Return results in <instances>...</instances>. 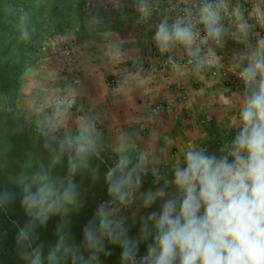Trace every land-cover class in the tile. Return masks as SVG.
I'll return each instance as SVG.
<instances>
[{
    "label": "clouds",
    "instance_id": "obj_1",
    "mask_svg": "<svg viewBox=\"0 0 264 264\" xmlns=\"http://www.w3.org/2000/svg\"><path fill=\"white\" fill-rule=\"evenodd\" d=\"M149 7V0H142V9ZM224 7L222 2L201 0L195 13L186 8L187 15L171 24L162 20L153 38L156 47L163 53L181 45L195 59L198 71L213 66L215 52L209 48L201 55L193 46L199 25L206 33L204 41L221 43ZM261 19L264 22V13ZM249 28L241 23L239 38L247 39ZM241 59L246 63L238 76L245 96L236 135L220 146L219 154L189 144L182 163L172 166V179L152 169L156 179L164 180V187L146 191L142 205L149 208L159 202V210L141 217L135 237L129 235L121 213L135 203L148 175L149 161L142 153L133 162L122 145L105 173L109 199L97 206L85 225L83 242H71L67 218L81 205L75 178L91 167L94 156H99L93 121L78 125L80 135L60 141L66 175H53L41 166L18 177L15 183L20 188L21 207L29 220L23 227L16 225V245L27 264H101V254L111 255L108 244L120 248L121 264H264V38L242 53ZM49 125L41 129L46 136L54 131L51 121ZM13 199L12 193L0 192V209ZM57 215L61 217L58 239L45 255L43 244L36 243L37 226H45Z\"/></svg>",
    "mask_w": 264,
    "mask_h": 264
},
{
    "label": "crops",
    "instance_id": "obj_2",
    "mask_svg": "<svg viewBox=\"0 0 264 264\" xmlns=\"http://www.w3.org/2000/svg\"><path fill=\"white\" fill-rule=\"evenodd\" d=\"M149 4L146 12L140 11L141 2L133 13L137 24L133 17L123 23L115 22L132 30L129 37L106 38L104 32L94 31L80 34V29L63 34L75 35L72 53L41 55L23 74L17 107L26 115L40 117L41 127H49L51 121L53 132L61 137L66 133L81 134L78 125L91 120L97 129L98 151L114 160L122 145L128 154L135 144L139 156L146 154L148 170H172L173 165L182 163L189 144L214 152L215 148L219 150L221 141L224 144L232 140L245 89L198 71L196 63L186 64L193 57L181 45L160 52L153 39L156 27L165 19L171 24L179 17V11L171 0H149ZM242 4L237 8H242ZM260 4L262 14L264 0ZM243 13L238 16L248 14ZM221 23L224 36L232 37L229 42L235 41L236 46L231 51L218 52L214 65L219 71L240 69L246 63L241 59L244 52L238 47L242 39L237 38L240 24L250 26L245 42L253 48L264 36V22L263 33H256L254 19L236 23L233 30ZM115 24L112 27L116 28ZM206 124L215 125L217 132L210 134L212 130ZM213 138L219 144L208 142Z\"/></svg>",
    "mask_w": 264,
    "mask_h": 264
},
{
    "label": "rangeland",
    "instance_id": "obj_3",
    "mask_svg": "<svg viewBox=\"0 0 264 264\" xmlns=\"http://www.w3.org/2000/svg\"><path fill=\"white\" fill-rule=\"evenodd\" d=\"M16 1H17L16 6L18 7V4H20L23 0H16ZM81 1L82 0L56 1V4L57 3L62 4V8L58 9L56 12L58 13L59 10H61L60 12L64 11L63 13L57 14L58 28L64 26L65 22H63L64 21L63 19L68 18V20L72 23V28L70 29V31L72 32L75 31V29L78 30L80 25L85 24L86 29L89 31H94L95 33H99V34L101 32H104L106 38L112 37L119 39V36L124 38V37H129L132 34L131 32L132 30H128L127 28L123 29L121 26L116 25L113 20H109L107 16L102 17L101 22H99L97 20L98 19L97 15H95L92 12L87 13L84 11L82 6L80 7L79 3H81ZM43 2L44 4H42V8L43 7L45 8V6L47 5L46 7L50 9L49 6L53 4L55 0H52L51 3L48 0H43ZM171 2L175 6V8L178 9L179 17H184L181 14L180 7L183 6V7L191 8L193 13H195L196 11H198L197 5L201 2V0H171ZM213 2H222L225 5V7L221 9V13L225 15L224 17L221 15L222 16L221 22L227 24V26H230V28L236 25V23L238 24L240 22H243L244 20L254 19L255 25L257 27L256 33H263L261 29V23H262L261 11H260L261 0H213ZM240 3L241 4L244 3L242 4L243 5L242 8L240 7L237 8V6H239ZM29 9L31 12L32 11L31 9H33V7H30ZM11 10H12L11 6H7L6 11L10 12ZM141 10L146 12V10H143L142 8L140 9V11ZM46 12L47 14L50 13L48 11ZM242 12L244 13L248 12V14L239 17L238 15L240 13L242 14ZM26 13L27 12L25 10L22 11L20 10L18 18L22 19V16ZM227 14H229L228 17H226ZM44 21L38 19V21H36L34 24L41 23V25L43 26ZM133 21H136L135 24L138 23V19L135 20L133 18ZM21 23L22 24L19 27L17 26V30H16V28L14 27L15 25L10 26V23L8 24L7 21L5 25L6 30L10 31V33L16 34L19 37L23 35L24 29H28L32 27L30 25L31 23L24 22V20H22ZM114 24L116 25V28L112 27ZM200 26L203 29V26L202 25ZM39 29H41V26ZM231 30H233V28ZM69 33L60 37V39L57 40L58 43L55 45V48H53L51 54L53 53L55 55L60 53L66 56L68 52L72 53V42H73L72 37H74L75 35L73 34L74 32L72 34ZM79 33L82 34L81 31H79ZM228 36H224L221 42L224 41L228 43L230 45L229 47L225 46L224 42L218 45L214 43L211 39H209L206 42L205 46L202 45V43L196 42L193 48L194 50L198 48L200 50L201 55H205L209 48H211L216 55L218 52L231 51L236 46V42L233 39L232 40L234 42L232 43L229 42V39H231L232 37L228 38ZM252 36H253L252 38H255L256 35L255 36L252 35ZM79 37L82 38V35H79ZM239 37L240 34H238L237 38ZM80 38H77L78 44ZM238 42L240 45V46L238 45V47L241 48L240 49L241 52H246L251 49L250 45L245 42V39H240ZM12 43H13V51H15L17 46V41H13ZM33 44L34 43L30 41L29 44H27L25 47H28L29 45H33ZM112 48L114 49V51L112 49L110 51L115 52V48L114 47ZM189 60H187V62L185 61V63L189 65H193L195 63V62L190 63ZM212 68L218 69L216 68L215 65H213ZM209 69L210 67L202 70H204L205 72H209ZM229 69L240 70V69H236L235 67V68H222L221 71L229 70ZM29 73H31V71H29ZM209 73L212 76L223 78L221 74L214 75L211 72ZM241 87L244 88V85H241ZM18 100H21V98L19 97ZM19 108L20 107L18 105L19 114L20 113L23 114L24 110L22 108L20 109ZM24 115L25 118L28 119L29 115L28 114L26 115L25 113ZM15 118L14 117L10 118L7 116L5 117L6 120L5 122L3 123L0 122V192H5V191L10 192L13 194L14 197L12 202L9 205H7L6 208L0 209V221L2 222V224H4L5 227H7L8 230H11L12 238L14 241H16V233H17L16 225L23 227L29 220V217L25 214L23 208L21 207L20 188L15 183V180L21 175L30 174L32 171H35L41 166L48 168L53 175L63 176L66 175L67 173V162L65 159L60 158L61 157L60 141L62 140L53 138L49 135L46 136L43 132H41L38 129V127H40V124H42V120L40 117L35 116L34 114L29 116V122L31 123L29 127H24L17 124L15 122ZM0 119H3L2 115H0ZM234 126H235L234 128L238 130L239 121L236 124H234ZM206 128L208 130H212L210 133L212 135L213 133L215 134L217 132L215 125H212L210 127L209 124H206ZM77 135L80 134H77L76 132L73 134L66 133L62 136V139L69 136L75 137ZM208 142L210 144L211 143L219 144V141L214 138L210 139V141ZM45 144H48L49 146L45 147ZM221 144H223L222 141ZM213 150L214 152L219 153L217 148ZM128 151L129 152L127 155H129L132 158L133 162H135L140 154L138 147L137 146L135 147V144H133L130 146ZM106 157H107L106 154L99 151V156L98 157L94 156L91 159V167L89 169L84 170L81 174L77 175L75 178L80 189L81 205L78 209L71 212L67 218L69 221V231L71 233L72 243L80 244L83 242V229L85 225L89 222V220L93 218L97 206L102 201H106L109 199L107 193V184L105 182V173L110 165L107 164ZM57 158H60L59 162L53 164V161L56 160ZM150 189H151V185L149 184V182L144 181V184L136 194L135 203L122 210L121 214L126 217V222L130 229L129 231L130 236H132L131 235L132 230H139L141 217L148 215L152 211H158L157 208L156 209L153 208V205L149 208H144L142 205L143 194ZM60 221H61L60 216L58 215L52 216L48 220L45 226H39V225L37 226L38 239L36 240V243L43 244L45 255H47L48 250L55 245L58 239L56 229ZM107 246L111 252V255L105 256L104 254H101L100 256L101 264H115L116 263L115 260L120 258V251L118 252L117 250H115V247L117 248V246L111 244H108ZM13 250L20 264H27V261H25L18 254L17 246L13 248ZM140 251L141 253L144 251L143 245L141 246Z\"/></svg>",
    "mask_w": 264,
    "mask_h": 264
},
{
    "label": "trees",
    "instance_id": "obj_4",
    "mask_svg": "<svg viewBox=\"0 0 264 264\" xmlns=\"http://www.w3.org/2000/svg\"><path fill=\"white\" fill-rule=\"evenodd\" d=\"M10 1L11 0H0V31L6 28L5 25L8 20H16V15L14 14L13 10L10 12L6 11L7 6H11V8H13V5ZM13 2L15 6L17 1L13 0ZM27 2L28 0H23L20 4H18V7L26 5ZM141 2L142 0H93L90 4H85V2L81 3L80 7L82 6L84 11L87 13L92 12L97 15V20L99 22H101L102 17L107 16L109 20L123 23V20H128L129 17L135 18L133 13H136V9H138ZM57 5L58 4L55 5L56 10L59 8ZM86 8H89L88 11ZM60 11L61 10H59L58 14L64 12ZM31 13L32 17L35 18V12ZM63 20V22H65L64 26L61 25L62 27L58 28V33L60 35L65 34L72 28V23L68 20V18H64ZM85 26V24L79 26V29L82 33L89 31ZM262 26L264 29V23ZM29 31H33V28H29ZM33 35V40H37V36L39 34L36 29H34ZM40 42H34L33 45H29L28 47H22L18 45L16 46L15 51H13L12 45L9 49L4 51V54L0 57V115L3 116V119H0V122L2 123L6 121L5 117L7 116L10 118H15L17 116H15V112L12 109H9V107H11L16 89L19 90V86L23 79V74L28 69V62L32 61L36 63L41 57V55L38 54V48L41 45ZM31 53H34L33 57L30 56ZM23 117H25V115L20 113V115L15 118V122L21 126L29 127L31 124L29 121L24 120ZM106 162L107 164L112 165L114 160L111 158V156L107 155ZM152 190L155 191L157 188H153ZM157 210H159V207H157Z\"/></svg>",
    "mask_w": 264,
    "mask_h": 264
},
{
    "label": "flooded vegetation",
    "instance_id": "obj_5",
    "mask_svg": "<svg viewBox=\"0 0 264 264\" xmlns=\"http://www.w3.org/2000/svg\"><path fill=\"white\" fill-rule=\"evenodd\" d=\"M51 1L52 0H48ZM56 1L53 2V4H51L49 7L50 9H48V7L45 6V8H42V4H44L43 0H28V2L26 3V5L22 6V7H17L16 5L14 6V2L13 0H11L10 2L13 5V12L16 15V20L10 19L8 20V24L10 23V26H14L17 30V26L19 27L22 23L21 21L24 20V22L27 23H31L30 25L32 26L31 28L36 29V31L38 32V38L37 40L35 39V41L33 40V31H29L28 29H24L23 31V35L21 36H17L14 33H10V31H7L6 28L2 29L0 31V57L4 54V51H6L7 49H9L12 45H13V41H17V46H26L27 44H29L30 41H32V43H37L40 41V46L38 48V54L39 55H43L44 53H51L53 48H55V45L58 43L57 40L60 39V37H62V35H60L58 33V25H57V10L55 9V5H56ZM93 0H82L81 3L87 4V3H92ZM79 3V4H81ZM48 4V3H47ZM58 4V3H57ZM59 8H62V4H58ZM87 6V5H86ZM30 7H33V9H31V12H35V18L32 17V13L30 12ZM89 8H86V10L88 11ZM25 10L27 13L24 14L22 16V19L18 18L19 16V11ZM35 10V11H34ZM50 12L47 14V12ZM41 20L44 21L43 22V26L41 25V23L39 24H34L36 21ZM35 20V21H34ZM34 21V22H33ZM41 26V29L40 26ZM41 30V31H40ZM34 53H31V57H33ZM35 62L29 61L28 62V68L33 65ZM13 102V101H12ZM18 103V100H17ZM13 103L11 104L12 108ZM24 120L29 121L28 119H26L25 117H23ZM162 173H164L167 177V179H172V170H160ZM144 181L149 182V184L151 185V189L153 188H161L164 187V180L163 179H156L153 176L152 170H148V175L145 176ZM159 207V202H157L155 204V206L153 205V208H157ZM132 236H136L139 232V230H132ZM16 245V241L13 240L12 238V234H11V230H8L7 227L4 226V224H2V222L0 221V264H20L19 260L17 259V257L15 256V253L13 252V248H15ZM115 250H117L118 252L121 251L120 248L117 246V248L115 247ZM115 264H121L120 262V258L115 260Z\"/></svg>",
    "mask_w": 264,
    "mask_h": 264
},
{
    "label": "built area",
    "instance_id": "obj_6",
    "mask_svg": "<svg viewBox=\"0 0 264 264\" xmlns=\"http://www.w3.org/2000/svg\"><path fill=\"white\" fill-rule=\"evenodd\" d=\"M188 8V7H180V10H181V14L183 16H186L187 13L185 12V9ZM221 15L224 17L225 15L223 13H221ZM229 14H227L226 17H228ZM199 28V36L197 37V40L196 42H199V43H202V45L205 46L206 42L207 41H204L203 40V37L206 35V33L204 32V30L201 28V26L199 25L198 26ZM190 63H194L195 62V59H190L189 60ZM209 68L208 66H205L203 69H207ZM240 70H223V71H219L215 68H212V66L210 67L209 69V72H211L212 74L214 75H220L224 78V80L226 81V83L228 84H231V85H243L242 81L239 79V76H238V73H239ZM113 82H115V80H112Z\"/></svg>",
    "mask_w": 264,
    "mask_h": 264
},
{
    "label": "water",
    "instance_id": "obj_7",
    "mask_svg": "<svg viewBox=\"0 0 264 264\" xmlns=\"http://www.w3.org/2000/svg\"><path fill=\"white\" fill-rule=\"evenodd\" d=\"M17 99H18V89H16V91H15V96H14V98H13V105H12V108H10V109H12L14 112H15V114L17 115V116H19L20 114H19V110H18V107H17ZM30 123V122H29ZM31 124V123H30ZM42 128H44V127H38V129L41 131V129ZM42 132V131H41ZM49 136H51V137H53V138H56V139H61V140H63L62 139V137L60 136V135H58V134H56V133H54V132H52V134L51 135H49Z\"/></svg>",
    "mask_w": 264,
    "mask_h": 264
}]
</instances>
